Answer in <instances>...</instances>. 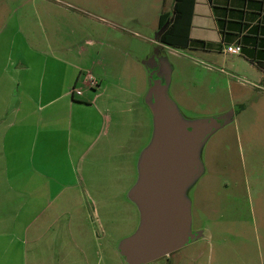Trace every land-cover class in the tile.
<instances>
[{"label":"crops","instance_id":"0c3cea01","mask_svg":"<svg viewBox=\"0 0 264 264\" xmlns=\"http://www.w3.org/2000/svg\"><path fill=\"white\" fill-rule=\"evenodd\" d=\"M163 13L167 12L161 11L158 25ZM171 17L170 14L166 26ZM37 22L43 40L19 31L20 44L10 45L3 66L6 81L0 86V98L5 101L0 108V245L12 251L27 241L41 242L48 252L44 255L46 264H126L116 249L108 253L101 248L105 239L76 236L73 222L60 221L59 197H74L79 191L84 181L79 165L89 152L92 164L102 158L104 164L115 165L118 171L116 160L107 154L132 147L134 111L117 112L115 107L123 102L129 107L134 105V39L129 38L134 32L121 29L112 16H38ZM97 26L106 28L103 34H98ZM189 38L186 48H172L193 53L205 71L213 73L216 67L224 74V89L230 95V109L235 112L220 130L231 125L236 129L240 124L255 125L264 113V0H194ZM123 41L125 50L119 46ZM232 44L241 45L239 55L223 51ZM148 57L137 61L142 64ZM86 74L97 80L95 90H87ZM74 86L82 98H72L70 89ZM148 94L149 82L144 109L150 114L154 134ZM186 101L183 109L187 112L198 113L203 108L197 95L190 94ZM219 102L216 98L215 104ZM175 107L182 115L177 104ZM224 115L226 111L213 116ZM98 140L102 142L99 147ZM199 162L200 173L193 185L211 175L207 177L210 179L204 198L223 199L238 187L235 179L222 180L217 168L211 174L200 156ZM251 180L252 184L247 178L244 191L261 196L263 180L258 175ZM63 190L66 194L61 193ZM187 199L192 224L193 205ZM204 206L205 201L195 209L200 221L196 232L200 233L192 244L206 240L224 246L227 240L210 236L213 220ZM228 249L224 246L216 252L223 264H230L223 255ZM201 261L196 258L194 264H203ZM179 264L184 262L179 259Z\"/></svg>","mask_w":264,"mask_h":264},{"label":"rangeland","instance_id":"374dc122","mask_svg":"<svg viewBox=\"0 0 264 264\" xmlns=\"http://www.w3.org/2000/svg\"><path fill=\"white\" fill-rule=\"evenodd\" d=\"M161 1L0 0V86L6 81L3 66L11 50L10 45L13 43L17 47L20 44L19 31L27 32L39 41L43 40L37 22L38 16H112L121 29L134 32V36L129 37L134 39V105L129 107L123 102L120 107H115L117 112L134 111V142L131 150L120 148L107 154L112 155V161L116 160L118 171L114 169L115 165L104 164L102 158H96L92 164V154L89 152L79 165V175L84 179L79 191L75 192L74 197H59L60 221L73 222L76 236L105 239L101 248H106L108 253L112 249L119 251L121 242L134 235L140 224L138 208L130 200L129 192L139 177V162L152 142L153 125L150 114L144 109L148 74L154 72L164 84L168 85L170 82L166 93L173 97L170 101L178 105L183 121L216 118L220 123L222 117L213 115L221 111L233 113L231 120L234 117L235 111L230 109L233 107L230 95L224 89V74L219 73V68L215 67L213 73H209L192 56L193 53L158 42V16L161 11L172 14L174 5V0H165L164 4ZM102 29L106 28L96 27L98 34H103ZM90 31H94V28ZM14 33L16 34L13 35ZM119 46L127 49L124 41ZM104 51L108 53L109 49ZM119 56L121 57L120 54ZM119 56L116 54L117 59H121ZM147 56L149 57L142 64L137 61ZM194 61L197 62L196 65ZM189 93L202 99L203 108L198 113L183 109ZM216 98L220 101L218 104H215ZM3 99L0 98V108L4 106ZM239 126L236 129L231 125L224 130H220V126L201 144L199 156L204 168H209L211 174H215L213 170L216 168L219 169L222 180L235 179L238 187L229 191L223 199L217 196L204 198V188L209 186L207 182L210 178L207 177L211 175L200 180L198 185L194 186L192 183L185 191L186 198L189 197L193 205L191 232L197 234L199 231L196 232L200 221L196 218L195 209L205 201L204 207L208 208V215L214 226L210 236L214 240H227L224 246L229 249L223 254L224 259L230 264H264V190L261 196L254 193L248 195L244 191L247 178L252 184L251 178L258 175L264 184V113L258 116L255 125ZM100 140L96 144L98 147L102 144ZM120 153H123L122 157ZM61 193L66 194L64 190ZM26 236L30 237L29 234ZM224 246L206 240L199 244L190 242L155 262L179 264L180 259L184 264H194V259L201 258L203 264H223V260L215 255ZM0 251V264H46L47 261L44 255L48 252L41 242L35 244L27 241L25 245H18L12 251H7V246L0 245Z\"/></svg>","mask_w":264,"mask_h":264},{"label":"water","instance_id":"95a60500","mask_svg":"<svg viewBox=\"0 0 264 264\" xmlns=\"http://www.w3.org/2000/svg\"><path fill=\"white\" fill-rule=\"evenodd\" d=\"M148 80L154 134L139 162L138 180L129 192L140 224L119 246L126 264H149L197 238L191 232L190 202L185 191L200 173L201 144L221 126L216 118L183 121L162 79L150 72Z\"/></svg>","mask_w":264,"mask_h":264},{"label":"trees","instance_id":"16d2710c","mask_svg":"<svg viewBox=\"0 0 264 264\" xmlns=\"http://www.w3.org/2000/svg\"><path fill=\"white\" fill-rule=\"evenodd\" d=\"M193 4L194 0H175L171 14L172 20L168 26H166V22L170 14H161L158 25V41L161 44L174 48H186L190 44L189 27L193 14ZM155 62H158V60H155ZM150 102L151 94L149 92L148 103L150 104ZM232 114H226L224 118L220 119L221 126L231 121Z\"/></svg>","mask_w":264,"mask_h":264},{"label":"built area","instance_id":"2783aa9c","mask_svg":"<svg viewBox=\"0 0 264 264\" xmlns=\"http://www.w3.org/2000/svg\"><path fill=\"white\" fill-rule=\"evenodd\" d=\"M226 54L231 55H239L241 53V45L240 44H232L229 46H226L223 50ZM85 80L87 82V87L90 90H95L98 87V82L96 79H94L90 74L85 75ZM70 95L73 97L77 96L79 97L81 95V91L77 87H72L70 89Z\"/></svg>","mask_w":264,"mask_h":264}]
</instances>
